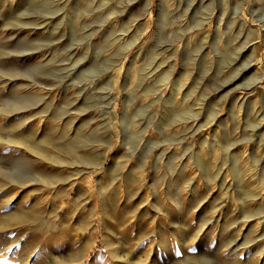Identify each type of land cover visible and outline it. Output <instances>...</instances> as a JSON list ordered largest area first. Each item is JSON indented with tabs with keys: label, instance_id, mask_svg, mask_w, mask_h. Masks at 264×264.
Listing matches in <instances>:
<instances>
[{
	"label": "rangeland",
	"instance_id": "374dc122",
	"mask_svg": "<svg viewBox=\"0 0 264 264\" xmlns=\"http://www.w3.org/2000/svg\"><path fill=\"white\" fill-rule=\"evenodd\" d=\"M0 264H264V0H0Z\"/></svg>",
	"mask_w": 264,
	"mask_h": 264
}]
</instances>
